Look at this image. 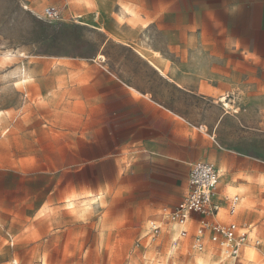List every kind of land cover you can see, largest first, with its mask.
<instances>
[{"label":"rangeland","instance_id":"374dc122","mask_svg":"<svg viewBox=\"0 0 264 264\" xmlns=\"http://www.w3.org/2000/svg\"><path fill=\"white\" fill-rule=\"evenodd\" d=\"M69 2L61 20H47L46 6L67 1L0 0V264H264V95L253 94L251 65H237L243 77L236 78L227 49L232 62L222 79L213 59L219 49L204 46L214 33L161 31L154 0H147L145 31L130 37L147 60L119 44L102 49L106 33ZM108 72L209 134L215 146L187 139L180 147L222 170V212L229 196L245 198L238 223H254L259 245L246 244L234 261L208 234L196 247L203 224L162 223L161 178L134 160L133 122L122 119L131 107L113 96L118 86ZM203 82L221 83L226 93H192ZM178 169L171 206L188 186V166ZM183 228L188 235L174 241Z\"/></svg>","mask_w":264,"mask_h":264},{"label":"crops","instance_id":"0c3cea01","mask_svg":"<svg viewBox=\"0 0 264 264\" xmlns=\"http://www.w3.org/2000/svg\"><path fill=\"white\" fill-rule=\"evenodd\" d=\"M66 1L67 4L61 7L64 9V14L67 13L70 3L69 0ZM70 1L74 2L75 10L80 18L95 23L96 28L106 33L107 38L101 46L102 49L109 44H119L132 49L144 61L147 60L136 48V43L130 40V37H134L146 29L147 0ZM153 13L156 22H160V30L164 32L214 33L208 41H204L206 42L204 46L219 49V54L213 57L215 63L223 65L220 66L219 76L226 79L225 64L232 62L227 59V49L233 50L236 78L242 79L243 77L242 67L239 68L237 65L250 64L249 79L252 82L257 81L254 83L256 91L253 94L264 95V0H154ZM128 32H132V34L129 35ZM164 63L161 60L159 63L161 67H159L164 69ZM156 68L161 71V74L163 73L160 68ZM108 73L112 76L111 80H115V84L118 86L113 96L117 98L119 105L131 107L128 110L129 114L123 115L122 119L133 122L131 125L133 132L130 134L128 142L138 145V149H134L133 153H139V158L134 160L141 163L140 168L143 172H152L161 178L159 186L164 194L162 199L158 200L157 207L173 208L177 204L171 205L178 201L180 183L178 163H185L190 171V163L195 162L196 159L193 154L191 155L180 146L186 144L187 139L195 147L198 144L215 145L210 141L209 134L200 128L188 126L186 121L173 114V110L153 100L147 90L137 87L115 72ZM220 84L216 87L203 82L197 90H192V93L221 97L226 93V89L222 88ZM202 139H206V142ZM218 148L220 147L218 146ZM219 154H222V157L226 156L221 151ZM219 171L221 178L222 170L219 169ZM182 179L185 181L186 175H183ZM234 196L239 197V202L235 213L232 214L230 213V200ZM222 200L221 193L217 191L215 202L220 207L217 215L211 217L193 213L191 220L196 224H202L207 220L225 224L238 223L241 218L237 211L243 198L237 193L229 196L226 213L222 212ZM165 209L163 210L164 221L162 223L171 221L165 215ZM158 225L161 227V224ZM239 225L249 231L248 243L253 240L255 243L256 240L252 236L254 223L249 226ZM179 237L180 234L174 241ZM218 248L221 249L219 245Z\"/></svg>","mask_w":264,"mask_h":264},{"label":"built area","instance_id":"2783aa9c","mask_svg":"<svg viewBox=\"0 0 264 264\" xmlns=\"http://www.w3.org/2000/svg\"><path fill=\"white\" fill-rule=\"evenodd\" d=\"M64 15V9L56 6H46L43 9L41 17L47 20H61ZM220 182V171L211 162L199 161L190 163L188 175L187 191L183 199L173 208H166L165 215L173 222L180 224L187 223L193 213L205 216H216L219 211V205L215 202L218 185ZM239 197L234 196L230 200V213H235ZM197 228L196 247L203 248V238L209 234L212 242L217 243L224 255L237 259L240 257L242 247L246 245L250 238V233L241 227L237 222L228 224L218 221H204ZM152 230L159 233L160 225L153 223ZM188 235L186 228L181 229L180 236ZM260 244L259 240L255 242Z\"/></svg>","mask_w":264,"mask_h":264},{"label":"bare ground","instance_id":"6f19581e","mask_svg":"<svg viewBox=\"0 0 264 264\" xmlns=\"http://www.w3.org/2000/svg\"><path fill=\"white\" fill-rule=\"evenodd\" d=\"M10 55H11V53H10ZM10 55L7 54L6 56H10ZM247 189H248V188H247ZM237 191H238V192H241V193L243 194V193L246 191V189L237 190ZM248 191H249V189H248ZM246 193H247V192H246ZM246 193H245V194H246ZM245 196H246V195H245ZM242 203H244V204L246 203V200H245L244 197H243ZM247 203H248V202H247ZM245 205H246V204H245ZM252 253H253V252H252ZM252 256H253V255H252Z\"/></svg>","mask_w":264,"mask_h":264}]
</instances>
